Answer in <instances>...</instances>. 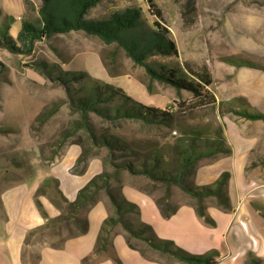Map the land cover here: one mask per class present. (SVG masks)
Instances as JSON below:
<instances>
[{
    "label": "trees",
    "instance_id": "obj_1",
    "mask_svg": "<svg viewBox=\"0 0 264 264\" xmlns=\"http://www.w3.org/2000/svg\"><path fill=\"white\" fill-rule=\"evenodd\" d=\"M39 21L37 24L25 21L22 23L17 38L9 34V27L0 29V48L13 55L28 56L32 53L37 41L50 40L57 35L73 32L95 37L106 46H114L122 50L134 65L143 67L149 83L146 89L151 93V84L167 86L174 90L178 97L190 96V102L199 107L217 106L216 99L208 89L213 84L210 71L186 64L177 68L165 65L154 68L149 59L155 56L177 57V44L170 30L165 26L162 15L156 9L153 0H146L149 14L155 19L148 24L142 18L141 10L128 8L122 13H114L108 19L92 21L86 18L88 12L104 0H39ZM180 5L181 16L185 23H193L196 13V0H176ZM257 3L261 6L260 2ZM225 61H230L226 59ZM103 66L109 74L111 70L106 60ZM237 67H248L264 71L260 64L241 61L234 63ZM40 75L59 85L65 90L70 108L79 117L73 122V128L62 134L61 142L76 136L80 131L85 137H78L70 145L81 148V154L72 171L81 174L87 167L88 160L93 155H102L104 170L92 178L83 187L74 201H69L59 190V183L54 178L43 182L35 193L36 207L45 220V224L27 234L25 247L31 245L37 237L49 236L50 247L61 249L69 240L87 233L89 228L88 213L101 200H106L108 216L103 222L93 252L81 264H94L105 258L114 264H122L113 247V237L123 235L128 247L137 251L142 257L156 260L158 257L173 258L183 264H218L219 252L212 251L203 255H193L185 252L169 240L160 239L153 228L140 218V210L136 204L129 202L122 193L123 181L121 176L127 173L131 177H143L149 181L150 189L136 186L155 201L164 219L174 215L179 205L171 201L172 188H178L191 199L199 219L208 226L215 227V221L206 212V200L213 199L214 205L221 211L233 213L228 195L229 173H223L219 179L209 186H196L194 178L199 163L204 159H215L217 155H230L217 143H211L202 133L194 130L184 132L174 139L173 159L166 162L158 148L139 151L132 148L124 139L114 135L110 130L96 133L91 115L104 120L137 121L150 128H172L176 115L172 110H160L147 107L130 98L121 88L101 83L90 77L86 72H70L62 70L57 64L45 62L37 64ZM87 81L88 91L81 97L73 93L76 84ZM120 99L119 105L111 107ZM44 110L37 116L39 123H44L57 111ZM233 115L249 121H264V112L253 113L247 109L230 108ZM200 144L204 145L199 151ZM58 155L56 154L55 158ZM161 191L159 196L155 195ZM45 196L60 211L56 218H50L46 213L39 197ZM247 264H262V260L253 253L247 254Z\"/></svg>",
    "mask_w": 264,
    "mask_h": 264
},
{
    "label": "rangeland",
    "instance_id": "obj_2",
    "mask_svg": "<svg viewBox=\"0 0 264 264\" xmlns=\"http://www.w3.org/2000/svg\"><path fill=\"white\" fill-rule=\"evenodd\" d=\"M232 1L248 3L257 1L264 4V0H196L199 8L196 9L195 15L191 16L193 23L187 24L181 16L182 2L153 0L165 26L179 47V54L177 57L155 56L149 59V63L154 68L165 65L178 69L186 64L198 68L206 66L213 75V84L208 92L214 98L221 90L223 82L230 81L231 78L227 79L226 76L231 68H239L232 62L250 61L264 67L263 57L243 55L236 45L230 47L231 44L227 42L231 36L238 34V31L241 33L251 31L245 25H238L235 32L233 30L227 32L224 29L226 16L223 12L230 9L223 10L220 6ZM39 4V0H0V29L9 27V34L16 39L23 22L38 23ZM128 8L141 10L142 18L148 24L155 19L149 14L146 0H107L91 11L89 18L92 21L105 20L112 14L122 13ZM239 20L236 19L233 23L238 24ZM216 38L226 43L223 42L224 44L216 47L211 41ZM102 59L106 60L112 74L105 69ZM226 59L230 61H225ZM42 62L57 64L65 71L86 72L101 83L121 88L136 102L160 110H172L176 115L172 128L160 129L149 128L136 121L111 122L91 115L97 134L103 130H110L128 144L129 139L141 137L166 143L167 137V141L170 144L173 141L174 145V139L189 130L198 131L206 138L209 134H217L220 131L216 123V107L214 109L199 107L190 102V96L178 97L173 89L156 82L151 84L152 91L149 93L146 89L149 79L143 67L134 65L122 50L106 46L97 38L87 36L83 32L57 35L50 40L37 41L28 56L13 55L0 48V194L13 185L38 177L55 160L56 154L62 153L78 137H85V133L80 131L76 136L61 142L62 134L72 130L73 122L79 115L70 108L65 90L40 75L37 64ZM89 87L90 83L87 81L76 84L73 93L76 98L81 97ZM235 94L236 100L229 104L221 103L224 110L248 109L253 112L256 109L238 98L240 91H236ZM120 102V99H116L110 106L119 105ZM55 104H59L57 111L44 123H39L36 120L37 116L45 109L54 110ZM203 147L204 145L200 144L199 151H202ZM136 185L150 189V184L146 182H138ZM160 194V190L155 192L156 196ZM185 201L187 200L181 198L172 204L177 206ZM51 240L47 235L37 236L31 245L36 247L49 245ZM32 251L33 249L29 251V262L34 263L36 255L31 253ZM157 258L163 264H169L166 257Z\"/></svg>",
    "mask_w": 264,
    "mask_h": 264
},
{
    "label": "crops",
    "instance_id": "obj_3",
    "mask_svg": "<svg viewBox=\"0 0 264 264\" xmlns=\"http://www.w3.org/2000/svg\"><path fill=\"white\" fill-rule=\"evenodd\" d=\"M106 1L91 9L86 18L90 20L89 13ZM260 5L232 1L220 8L230 9L223 12L226 16L223 27L227 32H235L238 25L251 29L249 33L238 31V34L231 36L227 41L231 44L230 47L236 45L243 55L264 58V4ZM198 8L199 3L196 2V9ZM236 19H240L238 24L233 23ZM211 41L216 47L226 43L220 38ZM177 49L179 54L178 45ZM226 77L231 78L230 81H224L220 86L221 90L215 95L216 123L220 131L209 134L208 139L211 143L230 150L231 154L217 155L215 159L201 161L194 184L199 187L209 186L223 173H229L228 195L234 212H223L214 205L213 199H207L206 212L216 226L205 225L190 205L191 199L178 188H172V203L181 198L187 201L179 204L177 212L169 219H164L153 198L136 187L138 182L149 181L143 177H131L127 173L121 176L122 193L129 202L138 206L141 220L150 225L160 239L172 241L177 247L193 255L217 251L220 254L218 264H247L248 253L264 259V121H249L237 117L229 112L230 108L224 110L222 104L236 100L235 92L240 91L238 98L244 100L246 105L254 106L256 109L253 113H263L264 71L233 67ZM165 139L166 143L147 137L129 139L128 142L132 148L143 152L159 148L163 159L171 162L173 141L170 144L167 137ZM80 154L79 146L68 145L38 177L1 192L0 264H81L93 252L101 226L108 216L105 199L89 211L87 233L67 240L61 249L48 245L25 247L27 234L45 224L35 204V193L45 180L56 179L62 194L69 201H74L78 192L103 172L101 153L89 158L83 173H73L72 169ZM39 200L50 218L60 215V211L47 197L40 196ZM112 242L115 254L122 264H163L157 255L154 256L156 260H149L130 249L123 235H115ZM31 249V253L36 255L34 263L29 262ZM166 260L169 264H183L173 258ZM94 264L114 263L102 258Z\"/></svg>",
    "mask_w": 264,
    "mask_h": 264
}]
</instances>
